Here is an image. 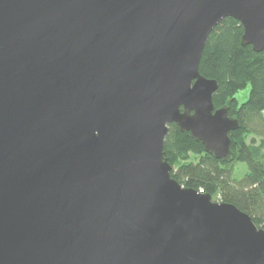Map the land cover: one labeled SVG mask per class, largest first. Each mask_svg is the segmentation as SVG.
<instances>
[{
	"label": "water",
	"instance_id": "1",
	"mask_svg": "<svg viewBox=\"0 0 264 264\" xmlns=\"http://www.w3.org/2000/svg\"><path fill=\"white\" fill-rule=\"evenodd\" d=\"M264 0H0V264H264V227L171 175L170 123L217 158L241 126L200 71Z\"/></svg>",
	"mask_w": 264,
	"mask_h": 264
},
{
	"label": "trees",
	"instance_id": "2",
	"mask_svg": "<svg viewBox=\"0 0 264 264\" xmlns=\"http://www.w3.org/2000/svg\"><path fill=\"white\" fill-rule=\"evenodd\" d=\"M243 32L239 20L224 18L210 33L200 62L201 73L219 83L213 95L215 108L227 105L229 115L241 123L229 133L230 156L215 157L177 123L169 124L164 152L172 165L171 175L180 183L213 197L219 195L220 201L237 205L264 227V49L243 45ZM248 84L249 97L239 103L236 93ZM240 161L247 163L248 170L235 178Z\"/></svg>",
	"mask_w": 264,
	"mask_h": 264
},
{
	"label": "rangeland",
	"instance_id": "3",
	"mask_svg": "<svg viewBox=\"0 0 264 264\" xmlns=\"http://www.w3.org/2000/svg\"><path fill=\"white\" fill-rule=\"evenodd\" d=\"M250 88H251V85L248 84L246 87L242 88L241 90H239L237 93H236V97L239 101V103H242L244 101H246L249 97V92H250ZM250 138H252V135L251 137L249 136L248 139L250 140ZM257 138V141L260 143L261 142V137L258 136L256 137ZM263 152H264V148H263ZM248 170V165L246 162H238L236 164V167H235V173H234V177L235 178H241L244 176V174L247 172ZM213 200L215 201H220V196H216V197H213Z\"/></svg>",
	"mask_w": 264,
	"mask_h": 264
},
{
	"label": "built area",
	"instance_id": "4",
	"mask_svg": "<svg viewBox=\"0 0 264 264\" xmlns=\"http://www.w3.org/2000/svg\"><path fill=\"white\" fill-rule=\"evenodd\" d=\"M203 192V191H202Z\"/></svg>",
	"mask_w": 264,
	"mask_h": 264
}]
</instances>
